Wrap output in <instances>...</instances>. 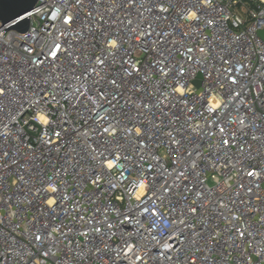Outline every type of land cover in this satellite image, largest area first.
<instances>
[{
  "label": "built area",
  "instance_id": "obj_1",
  "mask_svg": "<svg viewBox=\"0 0 264 264\" xmlns=\"http://www.w3.org/2000/svg\"><path fill=\"white\" fill-rule=\"evenodd\" d=\"M30 21L0 23V264H264V0Z\"/></svg>",
  "mask_w": 264,
  "mask_h": 264
},
{
  "label": "water",
  "instance_id": "obj_2",
  "mask_svg": "<svg viewBox=\"0 0 264 264\" xmlns=\"http://www.w3.org/2000/svg\"><path fill=\"white\" fill-rule=\"evenodd\" d=\"M38 0H0V23L2 31L15 29L21 33L30 27V14ZM264 37V30L260 31ZM200 82L198 81V84Z\"/></svg>",
  "mask_w": 264,
  "mask_h": 264
}]
</instances>
